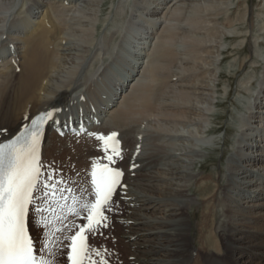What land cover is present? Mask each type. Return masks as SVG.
I'll return each instance as SVG.
<instances>
[{"label": "bare ground", "instance_id": "1", "mask_svg": "<svg viewBox=\"0 0 264 264\" xmlns=\"http://www.w3.org/2000/svg\"><path fill=\"white\" fill-rule=\"evenodd\" d=\"M6 1L10 2V0H0V3H5ZM59 1L60 3H56L54 0H42L41 3H38L39 7H44L39 11L41 14L38 16V20L25 23L26 25L22 28L23 31L21 36L19 35L17 38L20 46L18 45L16 59L12 64L8 65L10 69H8L9 67L7 66L8 72L5 73L3 71V74L0 72V142L12 138L29 122L34 114L41 111L51 112L53 109H60V111L54 112L53 119L49 120L46 125L43 143H45L44 141L47 138L49 129L53 131L52 144L46 148L48 151L47 155L52 158V154L57 156L56 153H52L54 150L58 151L62 149L67 157L66 160L63 159L65 160L63 163L76 161V163L81 164V168L75 169L74 172L81 171V169L84 168V171L82 170L83 177L85 178L84 187H89L86 181L90 182L92 164L107 161L104 160L103 142L96 139V134L98 133L96 132L94 136H86V130H89V128L96 130L99 123L101 125L104 121L111 122L116 127L105 125L100 128V134L106 136L111 132H117L118 139L121 141L122 147L124 146L122 159H117L114 167L123 171L124 180H129L127 169L129 171V169L133 167V171L129 172L136 178L135 181H139L143 192L149 191L152 194L154 192L153 196H139L140 191L138 195L133 196L135 193L132 192L130 193V195H132L130 202H119L124 207L122 206V210V207H120L121 213L116 221L118 222V226L122 229L121 238L122 243L128 249L129 264H264V190H259L255 193L256 200H252L251 197V199L248 197L249 200L241 204L239 201L245 198L242 197V193H244L243 188H238L237 192L225 188L223 189L224 192L222 196L216 195L215 197V194L212 195V193L206 191L209 188L214 191L221 186L219 176L215 177L211 174H197L198 176H193L191 172H188L189 170H183L180 167H175L173 164H168V167L163 169V171L167 176H170L171 179L177 180V182H173L172 180L162 182V177H152V175L146 174L145 172L153 167L158 168V161L163 158L162 154L165 152V147L161 146L163 151L157 148L155 152L148 157L132 158L133 152L131 150L135 148V143L130 137V134L140 126L142 120L147 119L151 112L158 111V109H162L166 114H171L172 118L176 119L171 120L179 123L178 125H182L183 128H187L188 124L191 125L198 121L197 117L201 113L199 114L196 110H201L200 108L197 109L199 105L196 107L190 104V106H186L188 107L187 109L183 108L185 107L184 105L183 107L176 105L170 106L163 103H161V106L159 105L161 96L164 98L167 89H171L172 91H170L173 93V89L182 87L184 93L178 96L186 100L187 102H185L188 104L192 99L203 104L205 101H209V97L205 94L203 88L196 86L197 90L195 89L193 91L190 86L187 85L190 79H184L182 82L181 79L175 75L178 74L176 72L177 70L175 72L171 70L173 67L175 68L177 66L179 58L175 55L174 50H168L163 44L172 39H176L179 35L181 36L187 32V28H185L183 32H174L169 31V28L167 29L163 26L159 31L160 25L167 19V15H165L166 12L163 10L176 5V3H178L177 7H184L185 5L195 6L198 4H200L199 6L204 5L205 9H213V12L210 13L211 18H209V23L211 22L212 24L210 30L213 33H217L215 29L216 26L220 24L228 27L241 24L247 28L243 35L246 34L252 37L255 29V10L257 9L261 16L264 12V8L261 4L262 0L258 2L254 1V4L250 7L245 5L243 1H238L236 3L237 6L234 15H232L233 13L227 12L228 6L227 9L224 7L225 10L219 8L221 1L227 3L228 0H203L202 2L201 0H153L156 4L154 5V10L152 9V14H162L161 16L164 20H154L150 26L144 25V28L150 29V31H144V34H151L152 37H159L160 39L159 44L157 43L158 46H160L158 51L159 53L161 52L160 56H158V61L154 60L153 63L144 67L140 75V77L150 75V82H143L141 78H139V81L131 87L127 94L124 93L129 84L117 83L116 93H114V95L123 94L121 100L118 102L111 98L108 92V85L104 88L98 83L93 84L89 89L90 95H88L87 99L89 100L90 97L91 105L98 112H95V115L93 112V115L88 113L81 117H74V115L69 113L73 111L74 108H77L78 102L81 100L77 97L76 100L71 101V93L75 91L80 84H77L73 75H69L70 73L73 74V67L69 71H64V66L68 63L67 59H71L72 63H74L73 60L76 56L73 52H69L67 47L64 49L60 46L61 41L64 40L66 42L63 31L68 27L65 28L63 15L65 16L64 11L69 7L63 6V4L67 3V0ZM96 1L100 2L101 0ZM89 3L92 4L91 2ZM39 7L37 8L39 9ZM239 8H242L241 13H237V9ZM169 12L170 11H168V13ZM195 17L196 16L193 18ZM196 22L197 19H194L192 25H195ZM17 25H19V23ZM128 25V31L130 32L143 28L138 24L137 20L129 21ZM157 25L158 28H156ZM194 30H196V28ZM209 34L211 33L209 32ZM201 41L203 42V40ZM172 42L170 41V43ZM198 42L199 41L192 46L189 44V47L191 46L190 48H192V50H195L194 47H196V49H201L202 52L206 53V58L202 57V59L207 61V55L211 53L214 54L213 47L203 46ZM248 45L251 49V42L248 41ZM244 57L240 61V67L246 65V59ZM76 59H78V57ZM123 59L125 61V58ZM182 61L186 63L187 60L183 59ZM161 62L164 64H161ZM131 71H135V69L132 68ZM208 71L206 70L204 74ZM197 75H199V73ZM171 81L175 82L171 83ZM113 84H115V81ZM195 85H197V83ZM95 86H98L99 89L97 87L93 90ZM117 98L119 99V96L116 97V99ZM260 104H264V102L260 101ZM263 107L264 105L262 108ZM101 109H105L106 111ZM260 112H264V109ZM193 114L196 118L192 116ZM202 114L200 115L201 118L203 117ZM261 116L262 118L259 124H263L264 126V115ZM162 119H166V117L163 116L161 120ZM185 119L188 120V124ZM200 121L201 120L196 124ZM259 124L256 125V128H258ZM200 127L201 123L198 128ZM60 132H63V138L60 137ZM43 143L40 148V153L44 146ZM243 148L242 146L241 150L244 156L241 158L242 163L238 167L237 172L240 170H242L241 173L243 174L250 172V170L247 169L248 165L252 167L264 165V149H261L259 144H255V146H253V144H246V148ZM248 150H251V152ZM119 162L123 165L121 166ZM251 175L253 176V174H250L249 177L246 175V177L242 176L240 179H238L236 175V181L232 182L235 183V185L244 184V186L250 187L248 190H251V188L260 185L258 179L253 182L254 176L250 178ZM191 176L195 179L192 184H187V179ZM170 177L168 179H170ZM152 179L154 181H160V184H148ZM193 184L199 188L197 190L198 195H195L196 197L194 199H188L189 196L187 191L190 185ZM119 191L120 187L117 188L116 193H119ZM116 193L114 196L117 195ZM156 193L157 196L155 195ZM176 198L183 199L181 204L174 200ZM137 202H139V204L142 202V204L136 205ZM245 203L246 205H244ZM192 204L198 205L201 208L198 214L199 218L195 223L191 220L187 212V208H190ZM37 214L38 213H36V217L40 215L37 216ZM39 218L40 217H38V219ZM52 225L55 226V224ZM54 228L55 227L52 229ZM193 229L195 230L194 233H192ZM55 232L56 231H54L53 234H55ZM57 235L59 234H55L56 237L52 236L49 237V239H58L59 237H57ZM87 242L89 243V240ZM196 242L198 246H196ZM68 251H70V249H68Z\"/></svg>", "mask_w": 264, "mask_h": 264}, {"label": "rangeland", "instance_id": "2", "mask_svg": "<svg viewBox=\"0 0 264 264\" xmlns=\"http://www.w3.org/2000/svg\"><path fill=\"white\" fill-rule=\"evenodd\" d=\"M54 1L56 3H60L59 0ZM69 1L67 0V3L63 4V6L67 8L69 7L66 11H64L65 16L63 15L65 28H68L63 31V36L65 37L66 42L64 40L61 41L60 46L64 49L67 47L68 51L73 52L76 56L75 59L73 58L74 63H72L71 59H67L68 63L65 64L64 71H69L72 67L74 68L73 74L70 73L69 75H73L77 84H80V86L71 93V101L76 100L77 97L79 100L81 99L78 102L77 108L73 107L74 110L69 113L74 115V117H81L83 115H87L88 113L93 115V112L95 115V112L98 111L91 105L90 97L89 100L87 99L88 95H90L89 89L93 86V84L98 83L104 88L108 85V92L111 98L118 102L121 100V96L123 94L117 96L114 95V93H116L117 83L129 84L124 93L127 94L131 87L139 81V78H141V81L143 82H150V75H146L145 77H140V75L144 67L153 63L154 60L158 61V56H160L161 53L158 51L160 47L158 46L160 39L159 37H152L151 34H144V31H150V29L148 30V28H144V25L150 26L152 21L162 20L163 17L161 16L162 14H152V9L154 10V5L156 4L153 0H101L100 2H97L96 0H87L88 2L86 0ZM202 1L203 0H201V2ZM238 1H243L245 5L250 7L254 4V1L258 2L261 0H228L227 3L229 5L224 3L225 1H221L219 8L224 9L225 7L227 9L228 6L227 12L233 13L232 15H234L237 6L236 3ZM41 2L42 0H10V2L6 1L5 3H0L1 74L8 72L7 70L10 69V66L8 65L12 64L17 57L18 47L20 46L17 38L19 35L21 36L23 31L22 28L26 25L25 23H28L29 21L32 22V20L33 22L34 20H38V16L41 14L39 11L44 8L43 6H38V3ZM261 4L264 8V0L261 1ZM177 5L178 3L163 10L166 12L165 15H167V19L158 29L160 31L163 26H165L167 29L169 28V31L183 32V30L187 28L188 33L185 32L181 36L179 35L176 39L170 40L171 42H174H172L173 45L170 41L163 44L165 48H168V50H174L175 55L179 58L177 66L175 68L173 67L171 70L174 72L177 70L176 72L178 74L175 75L178 76L181 81L184 79H190L187 85H189L193 91L195 89L197 90L198 86L203 88L205 94L209 97V101H205L203 104L191 98L192 100L188 104L186 103V100H183L180 96H178L184 93L182 87L173 89V93L171 92V89H167V93L164 94V98L161 96V100L159 101L160 106L161 103L168 104L170 106L176 105L179 107H183L184 105L185 107L183 108L187 109L188 107L186 106H190V104H193V106L196 107L199 105L197 109L200 108L201 110H196V112H199V114L203 113L202 118L200 117L201 114L197 117L198 121H201L198 124H196L198 121L193 124L189 122L192 125L191 126L188 124V120L185 119L189 127L187 126V128H183L182 125H178L179 123L172 121L174 118H172L171 114H166V112H163L162 109L151 112L149 117L142 120L140 126L130 134L131 139L135 143V148L131 150L133 152L132 158L148 157L150 154L152 155L157 148L163 151L161 146L165 147V152L162 154L163 158L158 161V168L153 167L149 171L145 172L146 174H150L152 177H162V182L171 180L173 182H177V180L171 179V177L167 176L163 171V169L168 167V164H173L175 167H180L181 169L187 171L189 170L188 172H191L193 176H196L197 174H211L215 177L219 176L221 186L216 188L214 191H212L211 188L206 191L212 193V195L215 194V197L216 195L222 196L224 192L223 189L225 188H229L234 192H237L238 188H243L244 193H242V197L245 198L239 201L240 204L248 201L250 197L252 200H256L255 193L259 190H264V165H256L254 167L248 165L247 169H249L250 172H246L245 174L241 173L242 170L239 172L237 171L238 167L242 163L241 158L244 156L243 151L241 150L242 146L244 147L243 149H245L246 144H253V146H255V144H259L261 149H264V126L263 124H259L262 118L261 115H264V112H260L264 109V107L262 108L264 104H260V101L264 102V12L261 16L259 15L258 10H255V29L252 37H250L246 34L243 35L247 28L241 24H235L230 27L220 24L222 26H216L215 30H217V33H213L210 30L212 24L211 22L209 23V18H211L210 13L213 12V9H205L204 5L199 6L200 4L195 6L185 5L184 7H177ZM37 7H39V9ZM168 11L170 12L168 13ZM241 12L242 8L237 9V13ZM194 16L197 18H193ZM194 19H197V22L195 25H192ZM131 20H137L138 24L143 28L141 30L139 29L131 32L128 31V22ZM18 23L19 25H17ZM156 28H158V25ZM195 28L196 30H194ZM209 32L211 34H209ZM158 39L159 41L157 42ZM196 40L203 46H208L210 48L213 47L214 54L211 53L210 55H207V61L202 59V57L206 58V53L202 52L201 49H196V47H194L195 51L190 48L192 45L196 44ZM201 40H203V42ZM248 41L251 42V49L248 45ZM189 44H191L190 47ZM77 57L78 59H76ZM243 57L246 59V65L240 67V61ZM123 58H125V61ZM183 59L187 60L186 63L182 61ZM161 64L164 63L161 62ZM132 68H134L135 71H131ZM206 70H209L206 73L207 75L204 74ZM198 73L199 75H197ZM114 81L115 84H113ZM172 82L175 81H171V83ZM196 83L197 85H195ZM97 87L98 86H95L93 90ZM118 96L119 99H116ZM101 110L106 111L105 109ZM163 116H165L166 119L161 120ZM192 116L196 118L194 114ZM104 122L101 123V125L99 123L96 130L92 128L86 130L85 135L94 136L96 132L100 134V128L105 125L116 127L111 122V124L106 121ZM200 123L201 129L198 128ZM257 124H259L258 128H256ZM52 132L53 131L49 129L47 138L44 141L45 143H43L44 146L40 154L42 163L49 171L52 169L62 170L66 179L77 182L75 184L76 187H80L81 185L85 186V178L83 177L84 168H82L81 171L79 170L74 172L75 169L81 168V164L76 163V161L63 163L67 157L65 156L66 153L63 152L62 149H59L58 151L54 150V152H52L57 155L55 156L52 154L53 159L47 155L48 151L46 148L52 144ZM60 137L63 138L61 133ZM123 148L124 146L122 149ZM249 152H251V150ZM121 162L119 163L122 166L123 164ZM132 168L133 167L129 169L130 172L133 171ZM129 171L127 169L129 180H124L123 176L121 178V184L126 185V189L120 187L119 193H116L117 195L113 197L118 207V211L111 213L110 229L108 228L104 230L103 237L88 236L89 243L94 247H100L102 245L112 253L111 264H129L128 249L122 243V229L118 226V222L116 221L124 207L119 202H130V198H132L130 193L132 192L135 193L133 196L138 195L139 191V196L154 195V192L153 194L149 191L143 192L139 181H135L136 178L133 177ZM250 174H253L254 176H250V178L253 177V182L258 179L260 185L248 190L250 187L244 186V184H237V186L233 183L236 181V175L238 176V179H240L242 176L246 177V175L249 177ZM56 175L59 176L60 172L58 171ZM169 177L170 179H168ZM191 177L187 179V184L193 183L195 178ZM152 183L160 184V181H154L152 179L148 182V184ZM198 189L199 188L195 184L190 185V188L187 191L189 196L188 199H194L196 197L195 195H198ZM155 195L157 196V193ZM174 200L179 204L183 201V199L180 198H176ZM138 204L139 202L136 203V205ZM141 204L142 202H140L139 205ZM41 205L46 206L43 205V202H41ZM192 205L190 208H187V212L189 213L191 220L195 223L199 218L198 214L200 213L201 208L198 205ZM244 205H246V203ZM120 207H122L121 210ZM36 213L37 212L34 209H30L28 215V226L35 245H37L36 249H40L43 241V232L41 231L40 226L38 227L37 225V222L40 220V218L38 219L40 215L37 214V216H39L36 217ZM51 219L52 224H55V226L52 225V228H60L62 226L72 227L73 223L78 226L82 221V217L70 218L67 221H63V225H61L56 221L55 217H52ZM54 229L51 231V235L49 237H56L55 234H59L56 232L53 234ZM76 230L77 229L75 227H72V232H75ZM192 231V233L195 232L194 229ZM64 235H69V233L65 232ZM57 237H59V235H57ZM66 243H69V241ZM195 244L198 246L197 242ZM64 260L66 261V256Z\"/></svg>", "mask_w": 264, "mask_h": 264}, {"label": "snow or ice", "instance_id": "3", "mask_svg": "<svg viewBox=\"0 0 264 264\" xmlns=\"http://www.w3.org/2000/svg\"><path fill=\"white\" fill-rule=\"evenodd\" d=\"M58 111L41 112L30 127L0 144V264H111L112 253L87 240L88 236L103 237L111 227V213L118 211L114 194L118 187H127L121 184L123 171L114 167L122 159L121 141L117 132L96 134L107 162L92 164L90 182L86 181L89 187H76L77 182L66 179L62 170L49 171L40 157L43 126ZM30 209L40 214V249L26 227ZM52 217L61 225L70 218L82 217V221L78 226L73 223L75 232L68 226L54 229L59 238L50 240Z\"/></svg>", "mask_w": 264, "mask_h": 264}]
</instances>
